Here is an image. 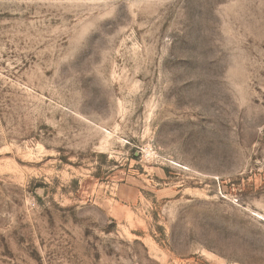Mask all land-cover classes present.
I'll return each mask as SVG.
<instances>
[{
    "label": "rangeland",
    "instance_id": "rangeland-1",
    "mask_svg": "<svg viewBox=\"0 0 264 264\" xmlns=\"http://www.w3.org/2000/svg\"><path fill=\"white\" fill-rule=\"evenodd\" d=\"M0 264H264V0H0Z\"/></svg>",
    "mask_w": 264,
    "mask_h": 264
}]
</instances>
